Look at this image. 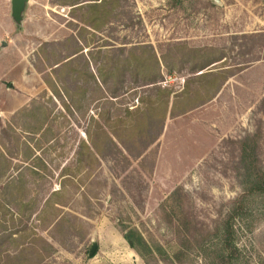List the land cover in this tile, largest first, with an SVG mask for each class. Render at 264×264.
<instances>
[{
	"label": "rangeland",
	"instance_id": "obj_1",
	"mask_svg": "<svg viewBox=\"0 0 264 264\" xmlns=\"http://www.w3.org/2000/svg\"><path fill=\"white\" fill-rule=\"evenodd\" d=\"M57 2L28 0L18 23L12 16L11 0H0V102L7 100L11 106L15 100L11 94L29 98L14 111L6 105L0 108V149L8 157L17 156L13 164L21 172L23 195L34 199L24 215L11 216L0 209L8 232L15 233V240L0 238V264H203L196 248L187 251L182 263L176 261L182 240L179 230L189 223L198 229L193 235L206 236L209 229V240L214 238L215 223L227 217L243 192L240 153L244 140L257 144L258 166L264 169V0H122L117 19L99 31H77L80 25H71L75 20L71 7ZM74 33L85 42L84 52L92 53L94 63L101 46L113 52L124 47V54L132 47L151 46L159 55L169 56V62L173 52L186 47L212 52L217 60L205 72L222 73L215 76L210 100L204 95L192 97L186 106L182 97L171 115V97L162 132L153 144L148 140L160 128L161 116L148 127L147 135L119 132L134 155L125 152L124 158L107 148V155L89 163L81 174L73 169L65 172L64 166L71 168L80 156L91 115L110 110L114 115L110 114L109 123L119 114L124 122H131L126 109L144 107L141 98L157 96L152 85L126 82L129 92L120 98L91 103L89 99L98 92L83 76L78 83L90 88L85 100L88 109L71 114L51 83L58 80L69 91L75 90L76 83L66 71L56 76L50 66L76 49L69 39ZM250 34L262 35L243 37ZM75 63L79 68L83 64L81 60ZM174 63L171 74L162 66L165 78L159 83L173 88L171 96L181 93L197 74L179 56ZM14 73L19 74L16 81L10 79ZM191 85L202 93L199 82ZM5 90H12L11 94ZM36 104L44 106L49 116L48 131L34 135L12 128L13 134L9 125L19 121V109ZM184 108L188 110L179 114ZM96 119L102 126L107 123ZM35 157L42 159L46 169L36 165ZM247 203L245 214L236 219L240 264H262L264 196L252 195ZM62 215V224L53 226ZM132 228L147 245L136 237L140 252L125 238ZM93 241L97 249L90 256ZM15 256L21 262L13 261Z\"/></svg>",
	"mask_w": 264,
	"mask_h": 264
},
{
	"label": "trees",
	"instance_id": "obj_2",
	"mask_svg": "<svg viewBox=\"0 0 264 264\" xmlns=\"http://www.w3.org/2000/svg\"><path fill=\"white\" fill-rule=\"evenodd\" d=\"M57 1V4L60 6L71 7L70 13L72 14V18L75 19L71 21V25H74L76 28L80 25L77 31H87L88 29L99 31L104 24L115 21L117 19L116 17L119 16V9L122 8V0ZM53 2L55 3L56 1ZM260 35L262 34L243 35V37L250 39ZM69 39L75 43L76 49L54 62L50 67L56 76L62 71H66V74H70V78H73L76 83V88L73 91H69L68 87H61L62 85H60L58 80H55V84L51 83L52 85H50L53 91L58 94V97L62 98L63 106L71 114H78L83 109H88L85 100L87 99L86 94L90 88H84V85L78 83L83 76H85L83 80L88 83L92 82L94 85H92V89L98 92L97 95L91 96L89 99L91 103H99L102 100H109L110 103L113 101L112 99L120 98L129 92V88L125 87L126 82H131L132 84L141 83L137 86L152 85L157 96L155 98L151 96H148L146 99L141 98L142 102H145L144 107L136 106L133 109H126L127 114L131 117V122H124L123 117L119 114L114 122L109 123V116L113 114V112L105 110V112H97L96 116L107 121L108 124L105 123V126H102L95 115H91V124L86 128L87 139L82 140L80 143V156H76L71 168L64 166L63 170L65 172L73 169L77 171V174H81L89 163L93 164L94 160L101 159L103 156L107 155L104 152L107 148L112 153H116L118 156H124V158L125 152L131 156L134 155V149L128 145V142L119 132L124 129L125 132H129H126L127 134L133 136L136 134L142 136L145 133L147 135L150 129L148 127L154 126L157 117L161 116L162 122L160 128L154 135L152 134L148 140V144H153L162 132L163 122L166 119L168 108L172 100L171 97H173L171 115L174 113V108L176 109V105L182 97V105L186 106L192 97L194 99L195 97H203L202 95H204L206 99L210 100L213 93H215V91L213 93L210 92L213 84L216 83L215 76H219L220 73H222V71L217 73L213 71L205 72L206 68L217 60L216 58H212V52H208L206 49L189 51L186 50V47H181L180 51L176 53L173 52L174 58L172 62H169V56L164 54L159 55L151 46L144 45L141 47H132L128 49V54H124V47H120L113 52L110 50L105 51L104 47L101 46L95 64L92 61V57L94 58L92 53L91 56L90 54H85V42L78 34L74 33V36ZM182 50L187 52H183ZM42 51L45 52L43 48ZM116 52L118 55H112ZM177 56H179L181 62H190V71L197 74H195L191 82L189 81L185 85L181 93H176L171 96L173 88L162 87L159 83L165 78L162 66L164 65L168 73L171 74L175 67L174 61ZM98 58H102L101 62H98ZM76 60H81L83 62L81 68L75 63ZM198 72L200 73L198 74ZM194 82H199L202 90V93L200 92L201 94L198 90L194 91V89H192L191 84ZM132 88L134 87H131V89ZM43 108L44 106H38V104L33 107L27 105L20 108L18 112L21 116H18L17 119L19 121L21 120L22 123L17 121L12 126L9 125L11 132L15 134L16 132H13V129H15L22 131V133L35 135L39 134L42 130L44 132L48 131L46 127L48 126L47 123H49V116L46 115V111ZM187 108L186 110L184 108L179 114L185 113L188 110ZM106 126L109 128L108 131L105 129ZM91 127H94V132L91 131ZM44 132L42 134H44ZM15 138L17 143L16 148L19 150L20 136L18 133ZM241 147L242 152L240 153V160L243 163L241 184L243 192L234 200V206L229 210L227 217L221 220V222L215 223L212 229L214 238L211 240H209L211 234L209 229H206V236L201 234L200 237H197L193 235L195 232H198L196 226L191 224L189 226V223H187L188 226L186 223L183 224V231L179 230V232H181L180 235H182L181 249L174 255V258L179 263H182V257L186 255L187 251L190 252L191 249L196 248V253H199L198 255H200L203 264H240L242 251L236 240V219L241 218L240 216L245 214L243 213V209L247 206V199L250 196H264V169L258 166L260 163V153L257 144H251L246 139L243 141ZM29 148V146H26L27 152L25 155L27 159L32 158ZM28 151L29 154H27ZM0 156L2 157L0 158L2 159L0 162V209H3L4 213L6 212L11 216L16 213L24 215L27 211L26 207L31 206L34 199L26 200L27 196L23 195L25 187L20 183L21 172L18 166L13 164V160L16 159L17 156L8 157L1 149ZM34 160H38L36 165L46 169L41 158L35 157ZM12 171L18 172L16 176H12L13 174L11 175ZM33 173L37 174L35 171H33ZM60 190H62V188L58 191ZM55 194H58V192ZM64 219L65 215H62L57 218L56 222H53L52 225L60 226ZM14 234V232H8V226L5 224V220L0 217V238L3 239V237L6 236L9 240H15V238H13ZM136 237L138 241L145 244L143 236L137 229L132 228L125 232V238L128 240L129 245L133 249L138 250L134 242ZM12 260L21 262V258H17V256L12 258ZM261 263L264 264V259Z\"/></svg>",
	"mask_w": 264,
	"mask_h": 264
},
{
	"label": "crops",
	"instance_id": "obj_3",
	"mask_svg": "<svg viewBox=\"0 0 264 264\" xmlns=\"http://www.w3.org/2000/svg\"><path fill=\"white\" fill-rule=\"evenodd\" d=\"M24 69H25V67H22V74L24 73ZM18 76H19V74L18 73H14L13 75H11V80H17V78H18ZM26 84H27V81H26ZM14 86H16L15 85V82H14ZM6 91V93H9V94H11V91L12 90H5ZM27 92H29L30 94H32V90H26ZM11 95H13V97H14V101H13V103H11V106H10V102L9 101H7V100H4L3 102H0L1 104H0V108L2 109L3 108V106H5L6 105V107L7 108H12V110L11 111H14V110H16L17 108H19V107H21L23 104H25L26 103V101L29 99V98H27V97H25L24 95H16V94H11ZM10 106V107H9Z\"/></svg>",
	"mask_w": 264,
	"mask_h": 264
},
{
	"label": "water",
	"instance_id": "obj_4",
	"mask_svg": "<svg viewBox=\"0 0 264 264\" xmlns=\"http://www.w3.org/2000/svg\"><path fill=\"white\" fill-rule=\"evenodd\" d=\"M27 1L28 0H11L12 16L15 18V20H17L18 23L23 18V10L25 8ZM5 45L6 43L3 42L2 46ZM96 249H97V243L93 241L89 251V255L92 256L95 253Z\"/></svg>",
	"mask_w": 264,
	"mask_h": 264
}]
</instances>
